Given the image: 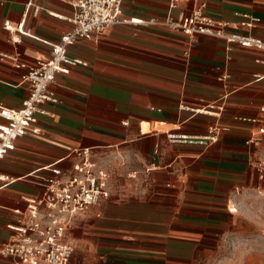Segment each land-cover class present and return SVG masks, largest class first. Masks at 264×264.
<instances>
[{
	"label": "crops",
	"instance_id": "1",
	"mask_svg": "<svg viewBox=\"0 0 264 264\" xmlns=\"http://www.w3.org/2000/svg\"><path fill=\"white\" fill-rule=\"evenodd\" d=\"M74 1L0 0V106L20 108L28 96L21 66L49 59L50 45L72 27ZM200 1L227 32L264 38V0ZM168 4L123 0L121 19L177 17L179 10L169 11ZM246 15L260 20L252 30L240 25ZM5 21L22 24L29 36L13 43ZM68 55L86 65L56 76L58 103L40 106L32 126L39 132H27L0 160V246L13 236V210L42 195L49 168L69 172L74 150L95 148L104 159L121 153L129 165L120 170L117 193L77 218L70 263L199 264L205 245L220 242L236 222L228 204L264 184L251 165L264 159V136L256 146L245 144L264 108V52L238 45L227 50L207 37L188 50L180 32L122 23L98 41L77 42ZM211 108L221 111L206 112ZM151 165L148 185L125 179ZM0 264L12 260L0 256Z\"/></svg>",
	"mask_w": 264,
	"mask_h": 264
},
{
	"label": "built area",
	"instance_id": "2",
	"mask_svg": "<svg viewBox=\"0 0 264 264\" xmlns=\"http://www.w3.org/2000/svg\"><path fill=\"white\" fill-rule=\"evenodd\" d=\"M123 0H75L72 3L73 15L68 19L71 29L64 32L60 41L50 45L48 60L37 61L25 67L27 72L22 76L21 83L28 87V96L22 101L20 108L11 109L0 106V160L15 148L16 141L27 132L38 133L32 129L36 123V115L43 104H56L58 100L52 87L56 84L57 75H68L73 67L86 65L82 61L72 59L68 49L82 40L98 41L106 31L117 24H149L162 26L171 31L180 32L188 37V50L192 49L199 37L214 38L223 41L227 50L238 45L242 48H256L264 52V38L251 34L230 33L226 24L216 23L206 16V2L200 0H169L168 9L179 10L177 17L168 15L163 21L121 19ZM38 8L34 13H37ZM241 26L252 30L259 19L242 16ZM5 31L11 34V41L20 42L21 36H29L18 27L5 21ZM17 34V35H13ZM188 54V51L186 55ZM221 76L218 80H224ZM218 115L221 108L212 112ZM255 122V121H254ZM256 132L245 142L247 146L260 144L264 136V108L260 109ZM185 140L175 138L172 140ZM214 140V136L208 138ZM95 148L74 150L70 156L75 158L69 172L57 167L49 168L51 177L43 179V192L37 198L23 199V209L13 210L15 222L9 226L13 236L11 240L0 246V256L10 258L12 264H71L75 247L69 241V234L77 218L85 215L91 208L109 201L118 191L117 179L120 170L128 168L129 162L125 155L115 153L110 159L98 155ZM252 167L257 171L260 181L264 179V159H252ZM154 165L143 172L129 171L125 175L127 181L137 185H148L150 172ZM0 180H4L1 176ZM123 193L120 192V195ZM230 214H234L228 208Z\"/></svg>",
	"mask_w": 264,
	"mask_h": 264
},
{
	"label": "rangeland",
	"instance_id": "3",
	"mask_svg": "<svg viewBox=\"0 0 264 264\" xmlns=\"http://www.w3.org/2000/svg\"><path fill=\"white\" fill-rule=\"evenodd\" d=\"M228 208L236 222L220 242L215 239L217 242L205 245L199 264H264V184L240 192Z\"/></svg>",
	"mask_w": 264,
	"mask_h": 264
}]
</instances>
